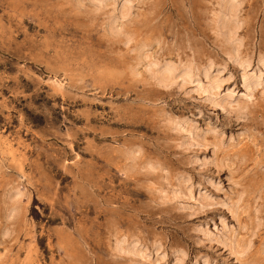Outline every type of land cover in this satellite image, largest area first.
Masks as SVG:
<instances>
[{"label":"rangeland","instance_id":"374dc122","mask_svg":"<svg viewBox=\"0 0 264 264\" xmlns=\"http://www.w3.org/2000/svg\"><path fill=\"white\" fill-rule=\"evenodd\" d=\"M220 1L0 0V264H264V80H241L264 0H237L238 59ZM165 65L211 67L222 98Z\"/></svg>","mask_w":264,"mask_h":264},{"label":"bare ground","instance_id":"6f19581e","mask_svg":"<svg viewBox=\"0 0 264 264\" xmlns=\"http://www.w3.org/2000/svg\"><path fill=\"white\" fill-rule=\"evenodd\" d=\"M94 1H99L101 3V1L103 0H94ZM118 1V0H117ZM237 0H221L220 1V10H219V14L217 16L216 19V25L217 28L220 30L222 36L224 37V39L226 40L225 42H227L228 46H229V51L228 54L230 55V57H234L235 59L240 58L239 54H238V44L236 43L237 40H235V36H234V32L238 27V22L236 19V5H237ZM103 3V2H102ZM114 6V5H113ZM123 5H121L122 7ZM101 8V7H100ZM239 8V7H238ZM116 9V8H115ZM126 10V8H125ZM130 11V10H129ZM238 11V10H237ZM114 12V11H112ZM120 14H125L124 13V8H121L120 10ZM128 14V12L126 13ZM123 16V15H121ZM119 18V17H118ZM123 18V17H122ZM241 19V18H240ZM113 22V21H112ZM125 36V35H124ZM129 36V35H127ZM222 37V38H223ZM131 38V37H130ZM233 60V59H232ZM190 62V61H189ZM245 62V61H244ZM152 66V65H151ZM245 66V65H244ZM247 66V65H246ZM245 66V67H246ZM209 67V66H207ZM241 67V66H239ZM243 67V66H242ZM147 68V66H146ZM211 68V67H209ZM209 68H206L204 70L201 71L202 74V78L205 79V81L203 82V79L199 78L198 72H194L192 70V66L191 65H187V66H183V67H178V66H174V65H165L164 67H162V69L158 70L157 72L153 73V78H155L157 80L158 83L161 84H170L173 83L175 80H177L176 78L179 79V82H181L180 84L182 86L184 85H188L189 83H193L194 85V90L197 92H203V94H207V99L208 100H214L215 98L218 99L217 97H219V89L221 87V83L222 80L219 79V77H213L211 76L209 73ZM244 69V67H243ZM247 69V68H246ZM154 72V71H153ZM147 73V72H146ZM219 76V75H218ZM242 83L243 86H245V90L249 91V89L254 88L256 85H258L262 80H264V75L263 78L261 79L260 75H256V76H248L245 74H242ZM155 82V81H154ZM177 82V81H176ZM224 82V81H223ZM241 83V84H242ZM156 84V83H155ZM178 87V86H177ZM222 93V92H221ZM246 93V91H245ZM249 93V92H248ZM234 94V93H233ZM247 94V93H246ZM202 95V94H201ZM220 98V97H219ZM222 98V97H221ZM220 98V99H221ZM223 100V99H222ZM221 100V101H222ZM215 101V100H214ZM212 104V103H211ZM185 122V121H184ZM187 125V122H185ZM186 125H183L182 121L179 122V124L177 125L175 122V127L178 129L182 127V129L184 131H186L188 134L187 138L188 140L191 139V135L193 134L191 128H186ZM173 127V126H171ZM180 130V129H179ZM182 130V131H183ZM176 133V132H175ZM184 134V132H183ZM194 135V134H193ZM184 137V136H183ZM194 137V136H193ZM192 142V141H191ZM186 143V142H185ZM20 145V144H19ZM187 145V143H186ZM188 145H191V143H188ZM213 146V145H212ZM18 151V150H17ZM16 155V154H15ZM148 166L151 168H154L152 165ZM151 170V169H150ZM154 171V170H153ZM126 173V172H125ZM22 178V177H21ZM176 184V183H175ZM183 183H179L176 185V190H174L172 193H174V198H182V196L187 197V198H191V196H193L194 194H192L191 189L189 188H185L182 186ZM164 190V189H163ZM17 191V190H16ZM157 191V190H155ZM171 191V190H169ZM162 192V191H161ZM20 193V192H19ZM162 194V193H161ZM18 196V195H17ZM173 196V195H172ZM171 196V197H172ZM164 197V196H163ZM163 197L161 196V198L163 199ZM165 198V197H164ZM14 199V198H13ZM171 199V198H170ZM11 200V199H10ZM164 200V199H163ZM166 200V199H165ZM169 200V199H168ZM21 201V200H20ZM170 201V200H169ZM173 201V200H172ZM234 202V201H233ZM14 204V203H13ZM217 205V204H216ZM237 205V204H236ZM18 207V206H17ZM20 207V206H19ZM222 207V206H221ZM20 209V208H19ZM12 210V208H11ZM10 210V212H11ZM14 211V209L12 210ZM21 211V209H20ZM21 214V213H19ZM18 215V214H17ZM17 217V216H16ZM9 218V217H8ZM14 219V218H13ZM126 235V234H125ZM224 237V236H223ZM139 239V238H138ZM225 239V238H224ZM130 240V239H129ZM227 240V239H226ZM140 241V240H139ZM114 243V242H113ZM122 243H124V241L120 240L118 243L116 242L115 244H117V248L115 250H120V252L122 250H124L125 252H129L131 255L133 254V257H141V258H146L145 257V250L144 248H139L140 246H137V242H130L127 245L122 247ZM70 244V243H69ZM137 244V245H136ZM114 245V244H113ZM71 246V245H70ZM158 248V247H157ZM114 250V251H115ZM123 251V252H124ZM156 253V252H155ZM124 254V253H123ZM176 254V253H175ZM114 255V254H113ZM116 255H118L116 253ZM121 255V254H120ZM129 256V255H128ZM117 257V256H116ZM125 257V256H124ZM138 257V258H139ZM161 259V257H159ZM175 258V257H174ZM131 259V258H130ZM135 260V259H134ZM147 260V259H146ZM132 261V260H131ZM145 261V260H142ZM159 261V260H158ZM146 262V261H145ZM155 263V262H154ZM134 264V263H133ZM137 264V262H136ZM140 264V263H139ZM158 264V263H157Z\"/></svg>","mask_w":264,"mask_h":264}]
</instances>
